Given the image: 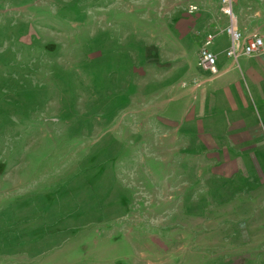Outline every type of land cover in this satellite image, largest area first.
<instances>
[{"label": "rangeland", "instance_id": "1", "mask_svg": "<svg viewBox=\"0 0 264 264\" xmlns=\"http://www.w3.org/2000/svg\"><path fill=\"white\" fill-rule=\"evenodd\" d=\"M227 20L220 0H0V264H264V143L228 182L226 138L182 121Z\"/></svg>", "mask_w": 264, "mask_h": 264}, {"label": "crops", "instance_id": "2", "mask_svg": "<svg viewBox=\"0 0 264 264\" xmlns=\"http://www.w3.org/2000/svg\"><path fill=\"white\" fill-rule=\"evenodd\" d=\"M246 1L243 0L245 8L243 6L237 8L236 27L246 36L252 33L264 36V27L247 26V22L252 19L254 21L264 19V14L246 13L248 5ZM262 3L264 4V1ZM227 25L228 20L224 28H218L216 31V34L220 32V35L218 34L220 42L216 44L212 42L209 47L217 58L218 72L215 75L203 72L200 76V81L191 89L195 103L182 114V121L186 123L187 128L196 130V137H200L206 144H211V149L215 142L226 138L229 146L223 148V156L219 157L217 154L212 156L218 162L215 167L220 169L217 174H222V177L225 174L229 182L240 170L236 164L239 154H247L248 151L247 158L254 162L256 153L251 151L257 148L258 143H264V56L243 55L238 57L240 61L227 57L226 51L230 45L229 36L225 32ZM203 124L209 128L207 132L202 128ZM227 149L232 151L231 157ZM257 154L261 155L260 152ZM222 158H225V161H220ZM256 172L261 174L258 168ZM247 181L250 186L243 184L244 191L257 190L251 187L253 184L251 179Z\"/></svg>", "mask_w": 264, "mask_h": 264}, {"label": "built area", "instance_id": "3", "mask_svg": "<svg viewBox=\"0 0 264 264\" xmlns=\"http://www.w3.org/2000/svg\"><path fill=\"white\" fill-rule=\"evenodd\" d=\"M222 12L229 18L228 25L225 28V32L229 36L230 46L226 51V56L234 59L235 61L241 55L244 56H264V36L258 33H252L248 36L243 35L242 32L236 27V20L232 11V0H220ZM196 8L190 6V12H193ZM215 38V34L206 35L203 46L199 51L198 67L203 72H207L210 75H215L218 72L217 58L209 50V46L212 44Z\"/></svg>", "mask_w": 264, "mask_h": 264}]
</instances>
